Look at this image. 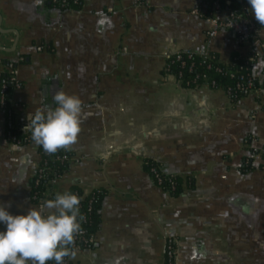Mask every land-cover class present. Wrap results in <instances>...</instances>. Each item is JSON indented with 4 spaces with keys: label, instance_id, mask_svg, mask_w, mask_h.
Wrapping results in <instances>:
<instances>
[{
    "label": "crops",
    "instance_id": "0c3cea01",
    "mask_svg": "<svg viewBox=\"0 0 264 264\" xmlns=\"http://www.w3.org/2000/svg\"><path fill=\"white\" fill-rule=\"evenodd\" d=\"M201 3L84 0L71 9L0 0V28L10 30L0 32V46L10 49L0 60L14 62L21 81L15 111L56 107L59 90L83 101L70 149L77 160L53 190L106 189L93 246L64 264H165L167 237L175 264H264V169L259 159L240 169L244 138L264 144V88L232 102L222 89L187 88L164 71L175 52H214L225 62L249 52L229 30L207 34L211 21L192 12ZM258 35L264 42V26ZM263 68L264 53L254 73ZM146 158L184 179L179 193L154 182ZM39 160L35 142L8 141L0 108V204L13 215L40 205L30 196Z\"/></svg>",
    "mask_w": 264,
    "mask_h": 264
},
{
    "label": "trees",
    "instance_id": "16d2710c",
    "mask_svg": "<svg viewBox=\"0 0 264 264\" xmlns=\"http://www.w3.org/2000/svg\"><path fill=\"white\" fill-rule=\"evenodd\" d=\"M84 0H57L56 2L49 0L52 6L59 8H71L79 9ZM212 0H203L202 5L209 11V4ZM248 3V0L242 2H236L232 4V9L236 12H242V5ZM170 54L166 58L164 71L174 75L180 80L181 84L187 88H193L200 85H208L211 88H218L224 90L232 102L238 101L241 97L248 95L243 91V88L249 90H255L257 88H264V69L260 75H253L254 73V62L256 55L253 53H247L241 55L234 53L230 59L225 62L222 61L217 53L208 52L207 56L204 57L202 54L197 52H181L179 54ZM3 66L7 65L9 60L1 59ZM15 65V63L13 62ZM0 76L8 77L7 70L3 69L0 71ZM251 80V85H247V81ZM241 85L242 89L238 87ZM13 85L9 84L5 92V102L3 110L5 111V117L7 121L6 132L15 136L20 144L34 142L31 138V132H22L19 129L21 122L14 119L15 111L11 109L9 103V97ZM264 108V104H263ZM251 138V135L249 136ZM249 139L245 141V149L253 150L248 146ZM262 158L264 160V144L261 147ZM38 153L40 160L36 169L35 174L30 179V196L32 201L39 203L47 199H52L51 194L55 193L53 190V180L62 176L68 169L69 161L63 159V155L72 156L73 153L70 150L60 149L54 154L47 153L41 145H38ZM144 168L150 173L151 168L155 167L161 176V187L172 194H177L182 188L184 179L178 174L166 172L164 167L152 159L146 158L143 161ZM259 167L264 169V161L260 163ZM255 166L251 162V158L245 156L242 160L240 169L242 171H249L254 169ZM174 183V186L171 185ZM188 186H191V179H185ZM69 192L75 193L80 199V212L85 217L81 221L83 229L82 234L76 236L74 246L70 248L75 251L79 248H90L94 244V233L100 225L101 216L99 208L102 199L106 193V189L103 187H97L92 189L89 193L84 194L80 186L74 185L71 187ZM69 257H66L68 259ZM47 264H55L54 261H48Z\"/></svg>",
    "mask_w": 264,
    "mask_h": 264
},
{
    "label": "clouds",
    "instance_id": "9594fccd",
    "mask_svg": "<svg viewBox=\"0 0 264 264\" xmlns=\"http://www.w3.org/2000/svg\"><path fill=\"white\" fill-rule=\"evenodd\" d=\"M256 21L264 25V0H248ZM56 107L45 105L29 112L25 131L32 140L54 154L60 149L70 150L78 141L81 131L83 101L77 95L62 90L53 95ZM11 205L0 204V264H64L65 258L74 259L76 236L82 234L77 194L65 191L56 193L54 199L43 201L39 207L30 208L26 214L13 215Z\"/></svg>",
    "mask_w": 264,
    "mask_h": 264
},
{
    "label": "built area",
    "instance_id": "2783aa9c",
    "mask_svg": "<svg viewBox=\"0 0 264 264\" xmlns=\"http://www.w3.org/2000/svg\"><path fill=\"white\" fill-rule=\"evenodd\" d=\"M52 1L56 2L57 0H52ZM64 1L65 0H62V2ZM240 1L242 2L243 0H212L209 4L210 7L208 12H207V8L204 5H202V3L200 6L193 8L192 12L196 14H200L211 21L213 29L208 31L207 34L215 33L217 30H221V29L231 31L236 36L240 44L247 46L249 50L248 53H253L256 55V60H257L259 56L264 53L263 52L264 42L258 35L259 29L264 25L258 23L256 19L250 14L249 4L245 3L244 5H242L241 13H238L234 9H232L231 7L232 4ZM201 2H203V0H201ZM38 49H40V47H38ZM181 52H192V51L175 52L178 58L180 57L179 54ZM197 53L202 54L204 57H206L208 54V52H197ZM3 69L7 70L9 76L7 78L0 76V108L3 110V105L5 102L4 97H5V92L7 90V86L9 84H12L13 89L11 92V96L9 97V103L11 104L12 107L11 109L15 111L16 104L13 102L12 94L15 90L21 87V81L18 78L17 67L16 64L14 65L13 62L11 61L5 66L2 65L0 71ZM253 75L256 74L253 73ZM251 83H252L251 80L247 81L248 86H250ZM238 87L242 89L240 84L238 85ZM243 91L248 94L254 92V90H249L247 88L245 89L243 88ZM14 119L18 122H21L19 129H21L22 132H26L25 126L29 123L27 119V115L22 112L19 113L16 112L14 115ZM6 126H7V121L5 117L6 138L10 142L20 144L15 136H12L10 133L6 132ZM249 136L250 135H247L244 138V145H245V141L249 139L248 146L253 148V150L246 149L247 156L251 158L252 163L255 159H259L262 163L264 161L261 155L262 146L260 147L255 146L254 144L257 140L256 137L251 135V138H249ZM62 158L67 159L69 162L71 160L74 161L77 160V157H75L74 155L72 156L63 155ZM150 171L151 172L149 174L154 180V182L161 186L162 180H161L160 172L155 167H152ZM171 185L174 186V183L171 182ZM55 195L56 193H52L51 198L54 199ZM41 203L42 202H39V204ZM78 248L79 247H77L76 249ZM165 264H175V246H174V239L172 237H167L165 241Z\"/></svg>",
    "mask_w": 264,
    "mask_h": 264
},
{
    "label": "water",
    "instance_id": "95a60500",
    "mask_svg": "<svg viewBox=\"0 0 264 264\" xmlns=\"http://www.w3.org/2000/svg\"><path fill=\"white\" fill-rule=\"evenodd\" d=\"M0 20H1V18H0ZM0 25H1V22H0ZM6 31H10V30H2V29L0 28V32L5 33ZM12 32L17 36V32H16L15 30H12ZM12 49H13V48H12ZM12 49H11V50H12ZM0 50H3V51H10L9 48H4V47H1V46H0Z\"/></svg>",
    "mask_w": 264,
    "mask_h": 264
}]
</instances>
